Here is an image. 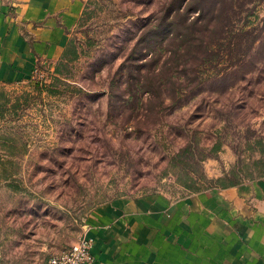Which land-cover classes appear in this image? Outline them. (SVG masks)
Returning a JSON list of instances; mask_svg holds the SVG:
<instances>
[{
  "label": "rangeland",
  "instance_id": "374dc122",
  "mask_svg": "<svg viewBox=\"0 0 264 264\" xmlns=\"http://www.w3.org/2000/svg\"><path fill=\"white\" fill-rule=\"evenodd\" d=\"M168 1L86 0L70 34L76 58L55 68L36 64L42 80L0 85V264H46L81 237L97 206L189 193L186 172L216 179L238 165L249 180L264 173V0H233L230 31L211 46L215 57L190 69L202 91L161 109L166 101L148 122L127 118L132 108L142 111L146 94L135 89L140 101L122 104L132 91L125 77L136 74L142 35L156 31ZM240 30L259 37L239 67L229 66L252 37ZM188 142L199 157L216 142L221 148L186 171L169 162Z\"/></svg>",
  "mask_w": 264,
  "mask_h": 264
},
{
  "label": "crops",
  "instance_id": "0c3cea01",
  "mask_svg": "<svg viewBox=\"0 0 264 264\" xmlns=\"http://www.w3.org/2000/svg\"><path fill=\"white\" fill-rule=\"evenodd\" d=\"M86 0H0V85L66 61ZM93 264H264V177L227 188L120 197L91 210Z\"/></svg>",
  "mask_w": 264,
  "mask_h": 264
},
{
  "label": "trees",
  "instance_id": "16d2710c",
  "mask_svg": "<svg viewBox=\"0 0 264 264\" xmlns=\"http://www.w3.org/2000/svg\"><path fill=\"white\" fill-rule=\"evenodd\" d=\"M232 2L233 0H169L163 5L160 14L162 16L159 15L156 18L158 23L156 31H150L149 34L144 33L142 35L143 39L146 38L147 40H145L146 46H144V59H140L141 62L134 61L136 67L133 68L134 71L136 70V74L129 72L125 77L127 87L132 91L130 90L129 97L122 99V104L127 106L131 100L140 101L135 89L137 93L146 94V98L141 100L142 111L139 113L134 110L135 108H132L133 110L126 108V111L129 110L127 118H142L144 123L148 122L151 117L159 115L158 110L160 109L157 110V107L164 105L166 101H171L172 104L162 106L161 109L175 105L180 106L182 101L188 100L183 99V96L187 94L195 95L202 91L201 85L203 83L196 82L197 72L191 70L194 66H206L205 64L215 57L213 54L214 49L211 46L212 43H216V36L223 32L226 33V30L230 29L229 25L233 15ZM188 12L197 15H191L189 18L186 16ZM160 26H164L163 31H157ZM163 32H165V36L158 38V34ZM253 33V30L239 31V34H243L241 37H247L248 35L252 37L249 44L246 45L244 54L229 66L237 65L236 67H239L244 58L250 53L259 37L258 34L253 35ZM235 35L237 36V34ZM151 37L159 40L157 45L160 46H157L156 49L148 46ZM70 55L72 56L69 57ZM64 56L70 60L76 58L74 46H71ZM121 115L123 116V114ZM220 148L221 143L216 142L207 154L199 157L195 151V149H198L197 145L193 146L188 142L170 158L169 163L180 164L183 170H188L191 167L195 169L202 161L212 157ZM260 162L254 161L252 164ZM242 171L241 167L235 165L228 173L216 179H208L202 172H199L196 176L186 172L182 184L191 192L214 187L227 188L249 180L248 175H243ZM263 176L264 173L259 174L258 178ZM202 184L204 186H201Z\"/></svg>",
  "mask_w": 264,
  "mask_h": 264
},
{
  "label": "built area",
  "instance_id": "2783aa9c",
  "mask_svg": "<svg viewBox=\"0 0 264 264\" xmlns=\"http://www.w3.org/2000/svg\"><path fill=\"white\" fill-rule=\"evenodd\" d=\"M32 76L33 79L42 80L44 72L37 67L34 68ZM93 248V240L81 236L68 248L51 256L46 264H93L95 262Z\"/></svg>",
  "mask_w": 264,
  "mask_h": 264
}]
</instances>
